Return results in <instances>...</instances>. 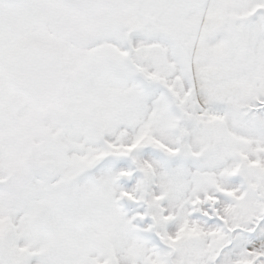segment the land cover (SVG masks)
Returning <instances> with one entry per match:
<instances>
[{"label":"snow or ice","instance_id":"6c2138e0","mask_svg":"<svg viewBox=\"0 0 264 264\" xmlns=\"http://www.w3.org/2000/svg\"><path fill=\"white\" fill-rule=\"evenodd\" d=\"M0 264H264V0H0Z\"/></svg>","mask_w":264,"mask_h":264}]
</instances>
